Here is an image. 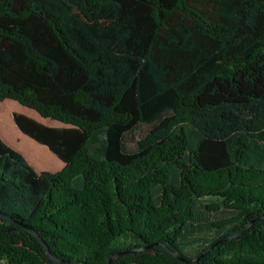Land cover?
<instances>
[{
    "label": "trees",
    "instance_id": "obj_1",
    "mask_svg": "<svg viewBox=\"0 0 264 264\" xmlns=\"http://www.w3.org/2000/svg\"><path fill=\"white\" fill-rule=\"evenodd\" d=\"M8 101L0 264H264V0H0Z\"/></svg>",
    "mask_w": 264,
    "mask_h": 264
},
{
    "label": "rangeland",
    "instance_id": "obj_2",
    "mask_svg": "<svg viewBox=\"0 0 264 264\" xmlns=\"http://www.w3.org/2000/svg\"><path fill=\"white\" fill-rule=\"evenodd\" d=\"M14 112L20 113L22 112V109L20 105H18L15 101H8L6 109L4 113L0 112V129L1 132L5 135L7 139H9L16 148H22L24 151L27 152V154L30 155L32 160L36 161V164L41 167H49L48 169H53L52 166H56L58 164L54 159L48 157L47 155L42 156L39 158V156L42 154L41 150L42 148L38 147L35 143L32 142V140L20 135L17 132V129L15 125L13 124L12 115ZM32 116L36 119H40L37 113H31ZM8 121L11 125H13V129H10L7 126H4V122ZM15 127V128H14ZM150 125L147 124H139L133 130L132 132L125 135V141L127 142L128 146H134L135 140L138 139L140 136L146 134V132L149 130ZM41 153V154H40ZM44 154V153H43ZM216 197H208L204 201L210 202L212 200H215ZM217 200V199H216ZM220 212H216V217H222L223 215H220ZM203 233L205 234V237H208V232L204 229ZM184 248V247H183ZM201 246L199 244H194L188 247L184 248V251L194 255L197 250H200Z\"/></svg>",
    "mask_w": 264,
    "mask_h": 264
},
{
    "label": "water",
    "instance_id": "obj_3",
    "mask_svg": "<svg viewBox=\"0 0 264 264\" xmlns=\"http://www.w3.org/2000/svg\"><path fill=\"white\" fill-rule=\"evenodd\" d=\"M217 243H218V242H217ZM211 246H212V245H211ZM208 248H210V247H208ZM208 248H207V249H208ZM207 249H206V250H207ZM124 253H125V251H122V252L119 251V252H117L114 256H116V255H120V254L122 255V254H124ZM176 255L179 256V257H182V256L179 255V254H176ZM182 258H183V257H182ZM183 260H185V259L183 258Z\"/></svg>",
    "mask_w": 264,
    "mask_h": 264
}]
</instances>
